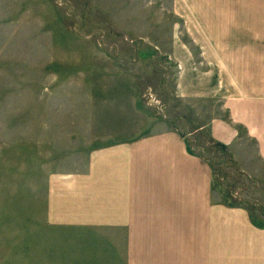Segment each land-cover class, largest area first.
I'll list each match as a JSON object with an SVG mask.
<instances>
[{
  "label": "rangeland",
  "instance_id": "374dc122",
  "mask_svg": "<svg viewBox=\"0 0 264 264\" xmlns=\"http://www.w3.org/2000/svg\"><path fill=\"white\" fill-rule=\"evenodd\" d=\"M183 3L0 0V264H217V253L221 264H264L262 135L233 112L231 74L199 45ZM170 27L182 47L171 48ZM149 131L185 137L209 178L161 165L175 168L176 188H157L135 157ZM121 140L130 166L141 163L109 208L127 207L112 225L69 221L74 193L86 200L75 206L92 205L98 190L56 181ZM97 184L103 197L112 190Z\"/></svg>",
  "mask_w": 264,
  "mask_h": 264
},
{
  "label": "crops",
  "instance_id": "0c3cea01",
  "mask_svg": "<svg viewBox=\"0 0 264 264\" xmlns=\"http://www.w3.org/2000/svg\"><path fill=\"white\" fill-rule=\"evenodd\" d=\"M156 1L161 2L162 0ZM183 1L185 3L179 5L181 9L179 12L186 15L185 17L191 22L193 30L198 32V36L201 39L199 45L203 49H216L217 63L226 64V67L219 68V70L229 76L231 74V79L230 77H226V79L233 82L231 88L232 96L230 97V101H233V112L240 118V122L244 123L243 120L246 121L250 131H259L257 132L258 134L253 133V135H262L258 138L253 137L257 140L259 139L258 142L264 155V128L257 124L264 121V115L260 117V114L264 112V109L262 110V107H264V0ZM175 7L179 9L177 5ZM194 16L197 17V20ZM194 22H198L199 30L194 29ZM186 25L188 26V24ZM169 32L168 41L173 38V46L171 48L182 47L174 39V31L171 27ZM184 35L187 36L185 32ZM177 38L178 36H176ZM209 38L213 39L210 40ZM187 47L185 46V48ZM209 54L212 55L213 53L208 51L207 55ZM213 58H215L214 55ZM256 93H260L262 97L256 98ZM107 122H109V117ZM162 123H164V127L166 125L169 126L168 122ZM158 126L162 127V124L158 123ZM127 128L129 127L127 126ZM219 129L224 136L225 131L228 132L230 130L227 125H222ZM232 132L233 130H230V133ZM167 134H157V131H149L146 136L141 138L143 142L138 139L136 144V154L139 156L135 154V157L147 160V167L148 169L150 168L149 171L152 170L153 181L156 183L157 188H176L170 179V174H175V168L173 173L169 169L171 173L164 174L159 169L161 165L170 168L178 167L183 169L182 172L185 173V176L200 178L201 181H203L204 177L209 178L204 169L203 158L192 149L188 140L185 137L184 140L180 138V143H178L176 136L171 137ZM231 135L236 136L234 133ZM128 143V140H121L116 144L115 142L110 143L109 148L97 153L96 156L103 158V160H100L101 163L99 165L93 160L87 173H83V171L73 172L66 179L56 181V183H62L63 181L65 185L63 188L78 189L79 195L80 188H96L98 190L95 194L89 193L94 196L92 205L75 206V203L84 204L86 200L77 199V194L74 193L73 207L70 209L73 215L68 218L69 221L82 224L78 226L102 227L116 222L112 219H119L116 214H118V210L127 207L125 203L127 198L121 199L120 203L117 202V204L109 208L114 196L113 191L115 188H130V175L133 177L134 173H138L141 163L137 160L135 168L130 166V155H133L134 152L132 146L128 145ZM141 151H143L142 154ZM172 152L176 155L175 158ZM151 161L153 162L152 164ZM155 168H158L159 171L154 170ZM144 170H146V167H144ZM103 181H106L110 186L108 187L109 189L106 187L107 190L112 188L104 197L102 192L99 191L101 187L97 184V182L102 183ZM126 183L127 186L125 187ZM205 186L213 187L209 184ZM132 188L145 187H135L134 185ZM217 193L222 201L220 193L216 191ZM92 201L90 200V203ZM165 205L164 212L171 210L170 203ZM66 206H68V202ZM174 207L176 208L175 205ZM100 217L103 218V222H98L102 221ZM206 220L209 219L207 218ZM229 221L232 222V220ZM223 234L226 235L224 232ZM207 251L209 252L208 248ZM220 258L219 253H217V264H221Z\"/></svg>",
  "mask_w": 264,
  "mask_h": 264
}]
</instances>
